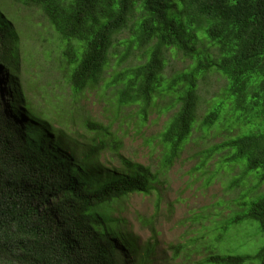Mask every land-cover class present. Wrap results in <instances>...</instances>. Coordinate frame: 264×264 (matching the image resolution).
<instances>
[{"label": "trees", "instance_id": "obj_1", "mask_svg": "<svg viewBox=\"0 0 264 264\" xmlns=\"http://www.w3.org/2000/svg\"><path fill=\"white\" fill-rule=\"evenodd\" d=\"M16 1L38 8L65 41L62 55L74 93L102 79L117 36L130 30L121 59L132 46L144 50L145 59L115 73L108 85L115 87L118 106L137 105L142 115L157 95L175 94L171 106L176 110L160 133L165 167L192 132L199 76L210 70L222 74L234 109L257 118L262 128L219 147L228 150L226 162L243 163L242 175L257 172L264 179V0ZM204 41L209 47L201 50ZM16 42L12 22L0 13V264H124L116 239L124 235L110 232L115 220L107 205L132 193H150L157 172L121 157L119 174L98 163L89 168L82 160L93 157L98 145L80 160L77 142L63 129L54 139L52 127L29 111L15 75ZM170 49L195 63L167 83L164 69ZM219 113L208 111L202 126H212ZM86 125L100 133L105 145L108 129ZM64 142L73 153L63 151ZM244 205L245 213L221 233L244 221H253L264 233V195ZM253 261H264V245L254 254H212L203 264Z\"/></svg>", "mask_w": 264, "mask_h": 264}, {"label": "rangeland", "instance_id": "obj_2", "mask_svg": "<svg viewBox=\"0 0 264 264\" xmlns=\"http://www.w3.org/2000/svg\"><path fill=\"white\" fill-rule=\"evenodd\" d=\"M0 13L12 22L16 32L15 75L29 111L52 127L53 138L63 129L65 136L77 142L80 160L98 145L100 150L93 157L82 160L89 168L98 163L100 168L119 174L123 171L121 157L149 165L157 172L158 181L150 193H132L107 205L115 225L109 227L105 221L106 225L110 232L124 235L123 239L116 236L124 264L140 260L142 264H203L212 254H254L264 245V233L253 221L229 226L221 233L232 219L245 213L244 203L264 195V179L260 180L257 172L242 175L243 163L226 162L228 150L219 147L230 138L262 128L257 118L234 109L222 74L210 70L199 76L192 132L165 167L160 133L176 110L171 106L175 94L166 91L157 95L142 115L137 105L118 106L115 87L108 85L115 73L145 59L144 50L136 46L121 59L130 30L117 36L102 79L74 93L68 82L69 66L62 55L65 41L42 12L16 0H0ZM204 43L206 47L200 46L201 50L209 47L207 41ZM194 63V58L168 50L166 82L190 70ZM211 109H219V118L205 128L202 121ZM88 123L108 129L105 145L99 141L100 133ZM68 145L63 143V151L73 153ZM122 240L128 243L127 248Z\"/></svg>", "mask_w": 264, "mask_h": 264}]
</instances>
